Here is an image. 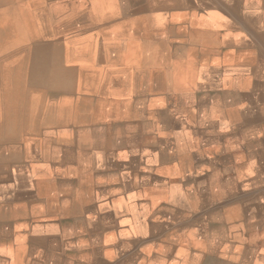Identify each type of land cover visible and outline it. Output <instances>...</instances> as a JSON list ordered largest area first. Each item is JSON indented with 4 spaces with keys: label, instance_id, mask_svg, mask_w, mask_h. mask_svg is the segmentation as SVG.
Segmentation results:
<instances>
[{
    "label": "bare ground",
    "instance_id": "1",
    "mask_svg": "<svg viewBox=\"0 0 264 264\" xmlns=\"http://www.w3.org/2000/svg\"><path fill=\"white\" fill-rule=\"evenodd\" d=\"M112 1L126 5L128 0H108V2ZM164 1L175 2V0ZM191 1L183 0V5L174 16L175 20L179 21L177 25L182 27L183 41L189 44L188 47L180 49L177 54L182 59H196L199 70H193L189 62V66L184 63L182 66L179 65V68L171 67L169 71L161 69L159 73L148 67L147 57H142L139 66L143 80L149 91L158 92L165 85L164 82L167 78L174 83L176 74L182 78H186V74L195 75L196 97L201 100L203 106H200L199 110L192 108L194 107L193 94L187 97L189 106L186 109H181L182 116L177 114V111L170 113L173 121L180 119L176 123L180 126L175 131V135L186 137L189 134L190 141L196 146L199 141H202L201 143L205 146L210 144V146L215 145L222 148L234 142L239 144L242 140H250L247 150L243 154L240 153L241 160L235 165L236 169L229 174L230 167H227L225 169L228 172L225 171V175H217L214 180L215 191L225 193L226 190L231 192L235 186L264 184V152L259 153L264 150V53H260L264 51V0H213L219 4V9L224 14L214 13L211 19L192 9L189 5ZM74 2L75 0H65V3L60 0H0L1 264H16L8 260V254L13 252L8 247H11L12 243L15 246L20 243H15V238L16 240H20V238L16 237V233H13L15 230L14 221L17 219L16 217L21 216L20 214L24 216L26 213L34 217L32 221L21 217L18 219L19 224L26 226L28 236L32 240L49 242L53 246V250L64 255V259L50 255L47 261L53 264L74 263L71 242L67 241L64 244L62 238L64 233L61 235V231L57 229H61L60 224L55 223L56 220H53L55 218L50 214L56 215L57 212L60 215L83 214L89 227L95 226L103 231L102 238L105 243L112 236L111 228L119 224V221L106 216L109 211L106 207L107 203L103 202L105 190H103V194L97 193L99 196L101 195L102 201L97 202L92 197L94 189L91 184L94 174L90 170L88 156L92 152L94 156L102 157L104 162L111 160L112 164L113 162L117 163V157L128 155L127 152L130 150L134 151L135 142L142 137V129L137 127L138 124L124 126L117 135H114L112 131L115 129L108 128V132L102 135L101 129L78 130L80 126L75 125L78 122L77 119L87 121L92 117H107L113 111V106L109 99H105L107 93H98L104 85L101 82L104 72L95 76L92 73L96 68L93 56L97 54L96 52L100 50L101 46L96 40L94 43L90 41L89 37L79 40L74 35L76 34V19H79L78 14L73 12ZM93 2L99 3L98 0ZM207 5L209 4L204 6ZM96 7L103 10L101 4ZM228 14L240 18L241 20L238 22L245 23L250 36L249 42L245 40L246 43H242L244 40L237 29L233 31L230 26L227 27L229 28L227 31H224L221 28L224 24L233 25L231 19L226 16ZM105 41H107L105 42L106 47L103 49L106 54H109V50L114 51L119 47L112 41ZM144 41L143 39L141 42L139 41L143 56L147 54L143 47L147 48V40ZM87 43L92 44L90 49L84 47ZM198 49L202 50L201 52L205 56L199 54L194 56L193 51L199 53ZM149 50L152 51V46ZM78 57L81 58L79 62L76 61ZM226 62H234L237 73L242 72L238 77L239 80L228 81L233 64H230L231 67H222ZM182 80L185 82L184 79ZM106 81H112L111 75H107ZM42 83L44 86L49 83L50 92L48 95L44 96L42 93ZM212 86L218 87L217 92L211 91ZM78 87H85L84 89L89 94L91 92L95 96L98 103L95 100L94 102L92 99L89 100L90 96L82 99L77 96L74 98V89ZM233 88L235 90L230 91ZM176 101L178 103V100L175 99V104H177ZM166 103L167 106L171 105L169 99ZM123 105L125 110H128V106ZM210 106H213V113L208 111ZM124 108L122 106V109ZM199 113L204 116L202 120L201 117H198ZM209 115H213V117H208ZM237 128L244 132L239 140H237ZM175 135L171 143H180L176 142ZM195 135H199L201 138L195 139ZM258 137L261 139H257ZM189 139L182 140V143H188ZM64 143L68 144L64 146ZM128 146V149H123ZM118 148H121L122 151L113 152ZM225 154L227 157V153ZM235 158L237 157L230 156L229 161ZM135 160L137 165L143 164L141 160ZM158 168L162 173L167 169V166L162 165ZM167 172L174 175L172 169ZM167 172L165 175H169ZM56 176L66 179L56 181ZM158 185L161 184L158 183ZM176 185L179 186V184ZM155 187L154 185L149 187L148 194L153 193ZM179 193L178 191L175 195ZM201 195L205 196L203 193ZM263 197L264 194L258 196L260 199H264ZM254 203L255 198L253 197L251 201L246 199L241 202L237 206V210L227 208L225 211L235 217L236 215L240 216L242 212L247 213L245 219H239L238 225L235 224V220L233 224L230 223V225H234L236 236H239L237 228L241 229L245 222L248 227H255L258 224L255 212L252 211ZM119 205L120 203L113 202L111 208L113 211H117ZM100 212L102 215L105 212L102 220L97 218ZM44 219L46 222L43 224L42 220ZM41 225H47V227L44 228ZM78 227L80 225L75 224L73 229ZM228 228L231 232V228ZM131 229H133L132 226ZM59 238L62 240L61 243ZM257 238L263 240L261 235ZM29 250L31 254L36 253L33 256V264L39 262L43 251L32 246H29ZM95 252H82L75 258L87 262ZM237 256L243 257L251 264L263 263V258L256 260L252 251L244 256L238 250Z\"/></svg>",
    "mask_w": 264,
    "mask_h": 264
},
{
    "label": "rangeland",
    "instance_id": "2",
    "mask_svg": "<svg viewBox=\"0 0 264 264\" xmlns=\"http://www.w3.org/2000/svg\"><path fill=\"white\" fill-rule=\"evenodd\" d=\"M60 1L65 3V0H60ZM93 1L94 0H75L73 6V10H74L73 12L77 13L79 16V19L78 20L76 19L75 32L76 34L79 33V35L76 34L74 35L78 37L79 40L84 39V37L85 38L89 37L91 38L90 41L94 43V40H96L98 41L97 43L101 46L100 50L96 52L97 54L93 56L94 57L93 62H95L94 64L96 68L94 69V71H92V73L95 76L98 73L103 74L104 72L101 80V82L104 85L102 87V90H99L98 93L100 92L101 94L102 92L107 93L105 99H109V102L113 106V111L107 117H103V116L92 117V118H88L87 121H79V119H77L76 121L78 122H76L75 125L80 126L78 130L101 129L102 135L108 132L107 130L108 128L115 129L114 131H112L114 135H117L120 132V130L123 129L124 126H134L138 124L137 127H140L142 129L141 131L142 137H140L138 141L135 142V146L133 147L134 151L130 150L129 152H127L128 155L117 157V163L113 162L112 164L111 160L104 162L102 157L99 158L98 156H94L92 152L89 153L90 155L88 156V159L91 165L90 170L93 171L94 174L91 184L92 189H94L92 195L93 199H95V201L97 202L102 201L101 195L99 196L97 193L102 194L103 190H105L100 185L97 186L94 185V183L97 180H98L97 182L101 183L103 181V178L110 177L114 179H119L121 180L120 183L122 185V188L124 187L123 189H127L128 187H130V182L134 178L136 177L140 179L145 178V174L138 173L139 171L138 169L140 165L136 164L135 159H138L139 161L141 160L143 162V164H141L142 171H148L154 173V171L152 170L153 165H155L154 163H156L157 164L156 166L158 167L165 165L167 166V169L164 172H162L164 175L165 172L168 170L171 171L172 169L174 171V175H169L174 181V182L170 181L171 182L170 185L179 184L180 193L178 195L174 194L175 199L178 201L175 202L179 203V205L178 206L176 205V207H174L175 202L158 201L159 208L166 207V209L168 210L166 211L161 208L162 212L164 213V216H170L167 218L158 215L160 220L167 219L168 222L171 223L174 220L171 218V216L181 219L184 213H186L188 210L190 211L194 210L193 212H199L200 209H205V208L208 209V211L204 210L202 212V215L204 216L210 215V217L192 218L193 220H191V223H187L186 221L185 222L186 225L185 224L182 225L178 230H173L168 232V234L166 235L167 236L166 240L162 239L160 240V242H154V245L158 247V252L160 253L155 254L153 256H149L147 258L148 261L151 262L153 259H155L157 261L156 264H188L189 260L193 261V258L196 257V253H193L190 250L189 246L190 245L191 246L194 245V247L197 245L202 246V240H205L207 238L206 239L207 242L212 241L214 239V236L216 235L218 236V238H220L219 248L221 246L224 254L227 255L228 253L233 255L235 264H251L249 261L244 260L243 257L237 256L238 250L242 252L244 256L247 255V253H249L250 251H252V253H254L255 255L256 260H259L261 257L263 258L262 264H264V199L258 198L260 194H264V184H250L247 186H240V187L235 186L232 191L230 190L231 192H228L226 190L225 193H221V192L217 193L215 191V184H214L215 182L214 180L217 177V175L219 176L221 174L225 175V171L228 172V170L225 168L230 167L229 174L230 172L236 169L235 165H237L241 160L240 153L243 154V152L247 150L248 147L247 145L250 143V140H242L239 142V144L234 142L231 145L222 148L221 146L220 147H217L215 145L210 146V144H208V146H205L201 143L202 141H199V143L196 146L195 143H192V141H190L189 138L191 136H189V134L186 137H183L182 135L179 136L178 134L175 135V131H177V129L180 126V124L176 125V123L180 119L173 121L171 119L173 117L170 115V113L177 111V114L181 115L182 114L181 109H186L189 106L187 97L193 94H194L193 95L194 99L192 103L194 104V107L192 108L199 110V107L203 106L201 100H199V98L196 97L197 90L194 87L195 75L193 76V74L192 75L186 74L185 75L186 78H182L180 77V75L176 74L175 75L176 77L174 76V80H175L174 83L170 82L171 80L167 78L164 82L165 85L163 86L162 89H160L161 91L158 92L149 91L143 80V74L139 66V61L141 60L142 57L144 58L147 57L146 64L149 65L148 67L153 68L154 71H158L159 73L161 69H163L164 71H169L171 67L179 68L178 66L179 65L182 66V64L184 63H185L184 65L189 66V62L193 70L195 71L199 70V64L196 59L194 58L182 59L177 54L180 49L189 46L187 42L183 41L184 33L182 27L177 25L179 21L177 19L175 20L174 17L175 13H177L179 11V8L183 5V0L181 1L175 0V2L173 1V3L170 2L167 3L164 0L163 1L162 0H128L126 1V5L124 4L122 5L121 3L115 1L108 2V0H98L99 2L98 4H101L103 6L102 8L104 11L99 7H96L98 4ZM205 4H209V5L204 6ZM189 5L191 6L192 9H195L197 13L200 12V14L204 16L206 15L210 19L213 18L214 13L224 14L223 11H220L218 6L219 4H217L213 0H192L191 3H189ZM213 5L215 6L213 7ZM171 8H174L175 10ZM226 16H228V18L231 19L230 21L233 23V25L224 24L223 25L224 27L220 25L221 28L224 29V31H227L229 29L227 27L231 26L230 28H232L233 31L234 29L235 30L237 29L239 31L240 36L244 40V42L242 43L245 44L246 41L249 42L248 40L250 36L245 26V23L243 21L238 22V20H241L238 17H232L229 14ZM142 39L145 40L144 42H146L147 40L146 43L147 48L143 46L147 53V54L145 53L146 55L144 54L145 56L142 55V51L140 50V45H141L140 42L142 41ZM105 40H109V42L112 41L114 44H118L119 47L114 51L109 50L108 51L109 54L108 53L106 54L104 53L105 51L104 47H106L105 42H107ZM90 45L92 44L87 43L84 47L90 49ZM151 46H152V51L149 50ZM195 48L196 47H194V49ZM129 49L131 52L129 51ZM147 49L150 52H148ZM199 50L200 49H198L199 53H197V51H193V53H195L194 56H198V54L201 56H205L204 54H202L201 52L202 50L201 51ZM153 51L155 52V54H153L154 53ZM260 53H264V51ZM80 59L81 58L78 57L76 61L79 62ZM230 64H233V68L230 71L231 74H229L228 76V81L235 82L239 80L238 77H240L242 72L240 71L237 73V69L235 68L234 62L233 63L226 62L222 65V67H231ZM158 65L160 66L159 68ZM155 68L157 69L155 70ZM107 69L109 70L108 72L110 73L107 72ZM129 70L131 71L130 72L131 74L129 73ZM115 72L118 73L115 74ZM107 75H111L112 81H106ZM182 79H184L185 82H183ZM44 83H42L43 84L42 93L45 96L48 95L50 89L48 87L49 83H46L45 86ZM212 87L213 88L211 89V91L217 92L218 87L217 86L215 87L212 86ZM84 88L85 87L83 88L78 87L77 89H74V93H73L74 98L77 96L79 99H82L90 96L91 98H89V100L92 99V102H94L95 96H93L91 92L89 94ZM232 90L234 91L235 88L230 89V91ZM121 91L123 94L121 93ZM168 99L171 104L170 106H167L166 103ZM175 99L178 100V103L176 101L177 104H175L174 102ZM95 102L97 101L95 100ZM123 104H126L128 106L127 108L128 110H125ZM122 106L124 109H122ZM208 111L213 113V106H210V109ZM198 117L199 118L201 117L200 118L201 120L204 118L202 113H199ZM208 117H213V115H209ZM236 133H238L237 140L242 138V136L244 135V132L238 128L236 129ZM174 135L176 142H180V143L177 144L171 143V141L174 138ZM249 137L251 136L249 135ZM200 138L201 137L199 135L198 136L195 135V139H200ZM185 139H189L188 143L186 142V144L182 143V140ZM257 139H261V138L258 137ZM66 144L68 143H64V146ZM259 146L261 147L262 145L260 144ZM121 151L122 149L118 148L115 149L113 152H121ZM263 152L264 150L260 151L259 153L262 154ZM225 153H227V157H225L226 156ZM230 156H236L237 158L229 161ZM162 160L164 163L162 162ZM158 174H160V172H158ZM56 178H57L56 181H63L66 179L63 178L62 176H56ZM155 179L156 177L154 178V180ZM247 179L249 178L247 177ZM156 182L161 185L154 184V186L159 187L160 189L165 188L166 184L165 185L162 184V180L160 178ZM201 193L205 194V196L201 195ZM215 197L217 198L216 201H215ZM253 197L255 198V203H254V207H252L253 208L252 211L255 212L256 218L258 220V224L255 227H248L247 222H245L244 225L245 227L241 226L242 227L241 229L239 227L237 228L238 230L237 234H239V236H236L234 225H230V223L233 224L235 220V224L238 225L237 222L239 221V219L241 220L245 219L247 213L242 212L241 215L238 216L239 218L237 217V215L236 218L235 215L227 214V212L225 211L227 210V208L228 209L234 208V210H237V206L241 202H243L246 199H250L251 201ZM180 203L183 206H188L190 204L191 208L182 207ZM100 214H102V212H100ZM20 215L21 216L16 217L17 219L14 221L15 230L13 232L16 233L15 234L16 237L20 238V240H16L15 238V243L18 242L20 243H18L19 245H17L18 250H17V246H15L13 243L11 247H8V249L10 248L9 250H13V252L8 254V260H10V262H15L16 264H24L25 262H27L28 264H33L34 261L33 256L36 253L31 254L29 250V246L39 248L40 250L43 251L40 257L41 260L35 264H53L47 261L50 255H54L56 257H59L60 259H64V255H61L57 250H53V246L49 242H38L32 240L28 236V229L26 228V226H23V224H19L18 219L19 217H21L27 219L28 221H32L34 220V217H32L31 215H27L26 213H24V216L22 214ZM103 215H105V212L103 213ZM50 216L55 218L53 219L54 221L56 220L55 223L60 224L61 229L59 228L57 229L61 231V235L64 233L62 238L66 239V236L68 238V236L70 235V233H68L67 231L68 228H70L72 231L76 233L81 234L77 240L75 238H74L75 240L74 239L70 240L71 242L70 246L72 248L73 246L89 247V249L87 250H79L74 255H73V249L71 248L72 256H76L82 252L96 251L94 255L98 257V252L102 248L101 244L102 243L107 244L111 242L112 236L116 237L117 239H120L123 238V234H126V236L129 237L130 234L128 233H130V230H132L131 226L135 230L138 229V227L144 228V226H146V221L144 218H143L144 220L140 218L137 219L138 220L137 221L135 220L136 218L132 219L130 215H125V214L121 216L119 220L114 218L117 222L119 221V224L115 223L118 225L112 227L111 231L112 233L116 232L117 235L112 234V236L108 238V242L105 243L103 242V238H102L103 231L99 230L98 227H96V232L93 233V235L82 234L85 233L87 229L91 227L87 225L86 218L81 213L60 215L57 212L56 215L52 213L50 214ZM106 216L111 218L110 213H107ZM210 218L215 219L216 223L208 224L205 221L200 220V219H206V221L210 222L209 220ZM223 218L226 219L224 220ZM42 221H44L43 222L44 224L46 222V219ZM168 222L166 221V223ZM175 222L176 221H174L173 223L175 224ZM169 223L168 225H171ZM75 224H79L80 227L73 229ZM154 226L156 228H159L157 225ZM227 226L231 228V232ZM41 227L46 228L47 225H41ZM160 233L161 231L157 235H159ZM226 235H229L230 242L222 243V237L223 240H225ZM260 235L263 236V240L257 238ZM94 241H95V249L92 248L91 246V243ZM11 242H14V240L13 241L11 240ZM174 242L175 244H181V245L167 247L169 243H174ZM228 248L232 249L231 253L227 251ZM161 253H163L164 255ZM110 254H112L111 251L108 253L106 252L104 257H109ZM96 256L94 257L95 264L106 263L104 257L101 259H97ZM73 258L75 257H72L73 263L78 264ZM80 261L86 262L82 260ZM80 261L78 260V262ZM207 262L212 264L215 261L208 260ZM215 264H219V263L215 262ZM223 264L226 263L223 262Z\"/></svg>",
    "mask_w": 264,
    "mask_h": 264
},
{
    "label": "crops",
    "instance_id": "3",
    "mask_svg": "<svg viewBox=\"0 0 264 264\" xmlns=\"http://www.w3.org/2000/svg\"><path fill=\"white\" fill-rule=\"evenodd\" d=\"M174 9V8H171ZM129 147H123V149H128ZM138 153V152H137ZM136 153V155H137ZM153 164V163H152ZM151 164V165H152ZM153 165V172H148V171H142L141 170V165L139 166V174H145V178L140 179V178H134L130 182V187L128 189H123L122 185L120 183L119 179H114V178H103V181L100 182H95L94 185H100L102 188L105 189L104 194V203L106 204L107 210L110 213L111 218H116L119 219L121 216L125 215H130L132 219L136 218H144L146 221V226L144 228L138 227V229H132L130 230V236L127 237L126 234H123V238L117 239L116 237L112 236V241L107 243V244H101V249L98 252V257L96 256L97 259H101L104 257L105 253L107 251H111L112 254L109 255V257H104L106 260L105 264H156L157 261L153 259L151 262L148 261L149 256H153L155 254H159L158 252V247L154 245V242H160L162 239H167V234L170 231L173 230H178L182 225L187 223H191L192 218H198V217H210V215H202V212L204 210L208 211V209H200L199 212H193L188 210L186 213H184L183 217L181 219L172 217L173 222L169 223L168 220L163 219L160 220L158 215H161L163 217H170V216H164V213L162 212V209L168 211L166 207H160L158 205V201H172L175 202L177 201L174 197L175 193H178L180 191V187L177 185H170L171 182H174L173 179L169 175H164L162 173L158 174L159 168L156 166L157 164L154 163ZM156 179L154 180V178ZM162 180V184H166L165 188L160 189L158 187H155V191L151 194H148L149 192L147 189L149 187H152L154 184H158L156 181L158 179ZM148 181V182H147ZM171 181V182H170ZM94 186V187H95ZM110 189V190H109ZM103 194V193H102ZM212 196V195H211ZM217 198L215 197V201ZM109 201V203H108ZM204 201V200H203ZM207 201V200H206ZM205 201V202H206ZM120 203L117 211H113L112 203ZM178 202V201H177ZM203 202V203H205ZM202 203V202H201ZM181 204V203H180ZM178 206L179 203H174V207ZM182 205V204H181ZM182 207H190V204L188 206H182ZM162 208V209H161ZM168 208V207H167ZM104 216L99 213L97 215L98 220H102ZM205 221L208 224H214L216 223L215 219L210 218V222L206 221V219H200ZM166 221L171 224L168 225ZM173 223V224H172ZM154 225H157L159 228H156ZM186 225V224H185ZM68 233L70 235L66 236V239L63 238L64 244L72 239H78L80 236V233H76L72 231L70 228L67 229ZM161 233L157 235L159 232ZM96 232V227L91 226V228L87 229L85 233L82 234H87V235H93V233ZM98 232V231H97ZM113 235H117L116 232L112 233ZM60 243H61V238ZM207 239V238H206ZM205 240H202V246H189L190 250L193 253H196V257L193 258V261L189 260L188 264H210L207 261L208 260H213L215 262H218L219 264H223L225 262L226 264H235V260L233 258V255L231 254H224L223 249L219 248V242L220 238L218 236H214V239L212 241L207 242ZM99 240V239H98ZM214 241V243H213ZM225 242H230V237L229 235L225 236V240H223L222 237V243ZM181 244H175L174 243H169L167 247L171 246H177ZM92 248L95 249V241L92 242L91 244ZM154 247V248H153ZM73 254L77 253L79 250H87L89 247H77L73 246ZM231 248H228V252L231 253ZM233 252V251H232ZM94 254V253H92ZM163 254V253H161ZM164 255V254H163ZM95 255L91 257V259H88L87 262H81L80 264H93L94 260L92 259ZM75 257V256H73ZM78 264V260L76 258H73ZM102 261V260H101ZM212 263V264H215Z\"/></svg>",
    "mask_w": 264,
    "mask_h": 264
}]
</instances>
